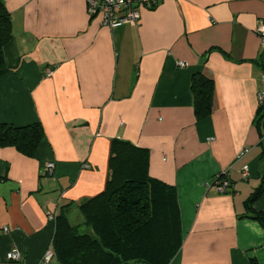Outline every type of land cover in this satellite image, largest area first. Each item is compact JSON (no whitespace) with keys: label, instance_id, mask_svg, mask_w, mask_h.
Masks as SVG:
<instances>
[{"label":"crops","instance_id":"1","mask_svg":"<svg viewBox=\"0 0 264 264\" xmlns=\"http://www.w3.org/2000/svg\"><path fill=\"white\" fill-rule=\"evenodd\" d=\"M3 2L12 37L0 123L39 122L44 138L32 156L0 145V262L16 248L21 260L8 264H41L58 215L80 223V204L104 189L119 139L145 149L148 174L175 188L182 241L169 264H264V228L246 207L264 180V0H159L115 28L84 0ZM195 72L213 81L203 119ZM223 170L231 189L220 193L207 184ZM252 208L264 213V190Z\"/></svg>","mask_w":264,"mask_h":264},{"label":"trees","instance_id":"2","mask_svg":"<svg viewBox=\"0 0 264 264\" xmlns=\"http://www.w3.org/2000/svg\"><path fill=\"white\" fill-rule=\"evenodd\" d=\"M11 37V16L0 0V74L7 70L3 46ZM190 88L195 117L209 116L213 81L195 72ZM257 115L264 128V102L258 104ZM43 138L39 122L20 126L0 123V145L13 146L24 155L32 156ZM146 164L145 149L128 141H112L104 189L80 204V223L73 225L64 213L58 215L51 246L53 258L49 264L54 259L60 264L171 262L182 241L175 188L151 177ZM263 190L264 180L251 192L246 207L250 216L264 228V213L252 208ZM81 227H84L82 231Z\"/></svg>","mask_w":264,"mask_h":264},{"label":"built area","instance_id":"3","mask_svg":"<svg viewBox=\"0 0 264 264\" xmlns=\"http://www.w3.org/2000/svg\"><path fill=\"white\" fill-rule=\"evenodd\" d=\"M86 5V12L89 17L97 16L100 20V25L108 28H115L123 24H136L140 18V7L152 8L159 0H84ZM256 32L261 36V42L264 45V25L259 23L256 27ZM183 61H178L177 65L184 66ZM54 70L51 67H47L44 70L46 77H51ZM264 80V74H263ZM258 104L264 102V90L257 92ZM246 152L244 149L240 154L243 155ZM52 164L47 165V171L51 170ZM85 168L88 165H84ZM228 170L221 171L213 180L212 183L207 184L209 187H213L215 191L223 193L230 189V181L228 179ZM247 168L242 171V176H247ZM52 218V215H48ZM4 232L8 231V227H5ZM53 258V250L51 246H48L41 257V263L49 264ZM21 253L16 248L10 249L5 255V261L0 264H8L11 261H20Z\"/></svg>","mask_w":264,"mask_h":264},{"label":"rangeland","instance_id":"4","mask_svg":"<svg viewBox=\"0 0 264 264\" xmlns=\"http://www.w3.org/2000/svg\"><path fill=\"white\" fill-rule=\"evenodd\" d=\"M75 214V213H74ZM73 215V214H72ZM82 229H84V227H81L80 228V231H82ZM52 264H60V262L59 261H57L56 259H54L53 261H52Z\"/></svg>","mask_w":264,"mask_h":264}]
</instances>
